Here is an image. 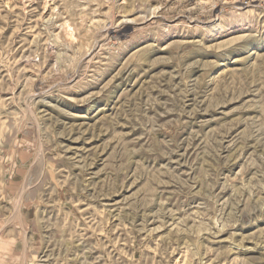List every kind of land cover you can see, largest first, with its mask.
<instances>
[{
	"label": "rangeland",
	"instance_id": "obj_1",
	"mask_svg": "<svg viewBox=\"0 0 264 264\" xmlns=\"http://www.w3.org/2000/svg\"><path fill=\"white\" fill-rule=\"evenodd\" d=\"M246 1L0 0V264H264Z\"/></svg>",
	"mask_w": 264,
	"mask_h": 264
},
{
	"label": "bare ground",
	"instance_id": "obj_2",
	"mask_svg": "<svg viewBox=\"0 0 264 264\" xmlns=\"http://www.w3.org/2000/svg\"><path fill=\"white\" fill-rule=\"evenodd\" d=\"M244 2H245V1H244ZM244 2H241L240 5L243 6V5H244ZM245 4H246L245 6H248V5L251 4V1H250V0H247ZM124 30H125V29H124ZM114 36H115V35H114Z\"/></svg>",
	"mask_w": 264,
	"mask_h": 264
}]
</instances>
